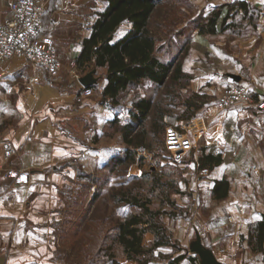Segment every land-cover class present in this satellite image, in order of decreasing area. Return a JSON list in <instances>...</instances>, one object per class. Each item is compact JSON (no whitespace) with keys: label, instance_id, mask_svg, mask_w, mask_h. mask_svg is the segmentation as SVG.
<instances>
[{"label":"rangeland","instance_id":"rangeland-1","mask_svg":"<svg viewBox=\"0 0 264 264\" xmlns=\"http://www.w3.org/2000/svg\"><path fill=\"white\" fill-rule=\"evenodd\" d=\"M228 1L232 0H161L158 3L149 22L150 29L159 39L157 55L163 61L176 59L186 73L175 88L170 82L160 86L141 79L128 86L121 94L119 104L111 109L100 104L102 71L89 68L80 72L76 69L74 79L77 81L79 76L88 73L95 79L92 84L97 88H91L85 95L103 106L105 116L100 124H84V148L89 157L85 163L76 165L77 173L80 170L85 173L76 177L75 190L70 195L69 218L72 222L64 227L58 239L55 250L58 264L86 262L96 249L104 228L129 211L123 202L115 203L112 194L130 187L145 192L150 180L141 175L152 171L162 173L163 180L173 183L170 198L181 209L182 215L163 217V222L183 251H190L189 246L197 234L202 244L212 251L214 248L217 255L228 253L231 243L235 248L242 247L241 236L237 241H230L234 223L231 205L241 213L254 212L264 206V75L255 77L251 74L249 62L254 53L244 47L248 42L243 39L244 31L251 29L258 36L255 44L260 35L259 23L256 29L246 27L240 35L225 32L197 34L188 23L191 18ZM125 27L122 25L118 33ZM259 68H254L256 75ZM231 84L237 90L235 94L231 93ZM81 90L83 92L82 87ZM189 90L206 91L212 99L191 119L178 120L176 117L183 106L177 92L184 94ZM139 98H150L153 102L143 123L147 130L144 142L150 144L153 151L137 148L135 160L111 165V158L121 156L128 146L121 128L130 117L131 102ZM156 121L166 127L153 136L152 124ZM204 128H207L205 134ZM211 130L218 136L210 149L220 152L222 162L213 172L197 170L195 159ZM248 170L253 176L245 175ZM214 176L230 178L229 187L230 182L235 183V192H232L236 197L232 200L212 198L210 190ZM176 188L178 192H174ZM150 207L155 209L160 204L153 202ZM174 233L182 237L177 239ZM162 249L168 251H157L149 263L165 264L175 252L173 247ZM113 251L118 264L128 260L120 246L113 245ZM191 254L196 263L201 264L197 254Z\"/></svg>","mask_w":264,"mask_h":264},{"label":"crops","instance_id":"crops-1","mask_svg":"<svg viewBox=\"0 0 264 264\" xmlns=\"http://www.w3.org/2000/svg\"><path fill=\"white\" fill-rule=\"evenodd\" d=\"M249 1L261 8L257 44L258 36L251 29L244 31L243 38L249 43L244 47L254 53L249 65L256 77L264 75V0ZM10 2L0 0V18L8 13ZM102 7V0H45L41 33L56 45L61 64L58 76L50 77L21 55L0 61V264H58L55 250L69 224L70 195L78 177L76 165L89 157L84 148V124H100L105 116L103 106L83 94L81 84L74 79V58ZM256 67H260L257 75ZM207 136L203 145L213 151L210 147L218 135L211 130ZM4 142L12 148L7 156ZM8 168L26 171L28 180L17 183L5 177ZM245 175L251 177L253 172L248 170ZM234 187L230 182L226 197L231 200L236 197ZM231 210L234 223L230 241L243 236L242 247L231 243L228 253L218 255L213 248L216 258L225 264H264V241L261 249L252 251L246 240L248 223L264 215V206L241 213L231 205ZM174 237L182 236L174 233ZM152 239V233L146 232L143 242L149 244ZM163 247L155 252L168 251ZM180 253L185 254L177 262L165 264H197L187 250L175 251L170 258ZM121 264L135 263L123 260Z\"/></svg>","mask_w":264,"mask_h":264},{"label":"trees","instance_id":"trees-1","mask_svg":"<svg viewBox=\"0 0 264 264\" xmlns=\"http://www.w3.org/2000/svg\"><path fill=\"white\" fill-rule=\"evenodd\" d=\"M160 1L102 0L103 7L96 12L89 33L81 40V48L74 62L80 72L89 68L102 71L100 104L104 107L113 109L117 106L124 90L141 79L160 86L170 82L175 88L179 80L186 75L176 59L163 61L157 55L159 39L150 29L149 22ZM260 14L261 8L257 4L249 0H232L213 6L209 12L191 18L188 23L197 34L225 32L240 35L248 26L257 28ZM122 25L126 27L118 33ZM87 87L97 88L96 84ZM177 93L183 106L176 117L178 120L191 119L212 99V95L206 91L189 90L184 94ZM152 107L150 98H139L131 102L128 109L130 117L121 128L128 146L121 156L111 158L109 164L135 160L137 148L153 151L152 146L144 142L147 130L143 126ZM165 127L166 124L154 122L152 135L156 136ZM206 148L204 146L199 149L200 154L195 159L197 170L211 171L222 162L220 152L208 151ZM155 155L156 153L153 154ZM84 173L80 170L77 176L81 177ZM141 176L150 180L145 192L130 187L112 194L114 202H123L129 211L120 220L104 228L103 232L100 229L102 235L97 241L96 249L90 258L81 264H118L113 245L120 246L123 256L135 264H149L159 247L182 250L163 222V217L175 218L182 215L181 209L170 198V192L173 191L172 181L163 180L162 173L154 171L149 174L143 172ZM178 191V188L174 189V192ZM228 191L229 181L225 176L213 180L210 190L212 198L223 199L228 195ZM153 202H158L160 207L152 209L150 206ZM166 205L169 208H165ZM69 222H72L71 218ZM146 232L153 235L149 244L143 242ZM246 240L252 251L261 249L264 241V215L248 224ZM184 254L169 258L168 263L177 262Z\"/></svg>","mask_w":264,"mask_h":264},{"label":"built area","instance_id":"built-area-1","mask_svg":"<svg viewBox=\"0 0 264 264\" xmlns=\"http://www.w3.org/2000/svg\"><path fill=\"white\" fill-rule=\"evenodd\" d=\"M45 0H11L8 13L0 18V61L13 55H21L39 65L54 78L60 70V59L54 40L42 35ZM83 93L91 88L82 86ZM231 93L237 90L231 84ZM5 156L12 148L9 142L3 143ZM15 174V175H13ZM4 176L14 182H26L28 173L24 170L8 168Z\"/></svg>","mask_w":264,"mask_h":264},{"label":"water","instance_id":"water-1","mask_svg":"<svg viewBox=\"0 0 264 264\" xmlns=\"http://www.w3.org/2000/svg\"><path fill=\"white\" fill-rule=\"evenodd\" d=\"M78 81L82 86H88L92 84L95 79L92 78L90 73H88L79 77ZM189 250L197 254L201 264H225L216 258L210 248L202 244L199 234L196 235V240L189 246Z\"/></svg>","mask_w":264,"mask_h":264},{"label":"snow or ice","instance_id":"snow-or-ice-1","mask_svg":"<svg viewBox=\"0 0 264 264\" xmlns=\"http://www.w3.org/2000/svg\"><path fill=\"white\" fill-rule=\"evenodd\" d=\"M13 175H15V174H13Z\"/></svg>","mask_w":264,"mask_h":264}]
</instances>
